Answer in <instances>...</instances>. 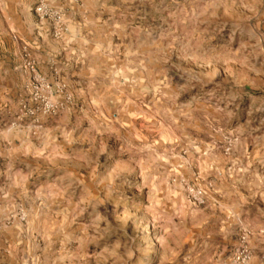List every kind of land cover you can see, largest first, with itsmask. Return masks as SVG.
<instances>
[{
    "label": "rangeland",
    "instance_id": "1",
    "mask_svg": "<svg viewBox=\"0 0 264 264\" xmlns=\"http://www.w3.org/2000/svg\"><path fill=\"white\" fill-rule=\"evenodd\" d=\"M5 1L0 264H264V0Z\"/></svg>",
    "mask_w": 264,
    "mask_h": 264
},
{
    "label": "crops",
    "instance_id": "2",
    "mask_svg": "<svg viewBox=\"0 0 264 264\" xmlns=\"http://www.w3.org/2000/svg\"><path fill=\"white\" fill-rule=\"evenodd\" d=\"M29 0H21V3L23 4V7L27 8L29 6ZM24 8V9H25ZM30 8V6H29ZM24 11H18V9L16 11H10V9L8 10V4L5 0H0V19L2 24H4L5 20H7L9 23L10 21L15 18H20V16H22Z\"/></svg>",
    "mask_w": 264,
    "mask_h": 264
},
{
    "label": "built area",
    "instance_id": "3",
    "mask_svg": "<svg viewBox=\"0 0 264 264\" xmlns=\"http://www.w3.org/2000/svg\"><path fill=\"white\" fill-rule=\"evenodd\" d=\"M35 11L41 17H43L44 14H45L44 9H43V6L41 4L37 5V7L35 8Z\"/></svg>",
    "mask_w": 264,
    "mask_h": 264
}]
</instances>
